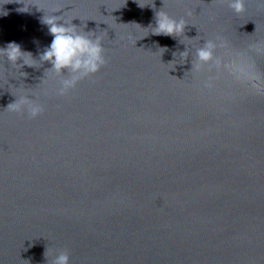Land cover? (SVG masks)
Listing matches in <instances>:
<instances>
[{
	"label": "water",
	"instance_id": "1",
	"mask_svg": "<svg viewBox=\"0 0 264 264\" xmlns=\"http://www.w3.org/2000/svg\"><path fill=\"white\" fill-rule=\"evenodd\" d=\"M244 4L0 0V48L32 55L0 53V264H264V0ZM160 11L185 34H153ZM54 14L107 61L63 97ZM217 36L222 66L193 67Z\"/></svg>",
	"mask_w": 264,
	"mask_h": 264
},
{
	"label": "clouds",
	"instance_id": "2",
	"mask_svg": "<svg viewBox=\"0 0 264 264\" xmlns=\"http://www.w3.org/2000/svg\"><path fill=\"white\" fill-rule=\"evenodd\" d=\"M221 2H227L228 6L236 13L245 11L244 0H221ZM187 14L189 16L192 15L191 12ZM43 23L48 26L49 33L53 39L51 44L41 54L40 60L52 65V68L48 71L62 76L54 91L57 96L63 97L74 90L80 81L91 78L101 71L107 64L104 55L105 48L100 36H96L93 39L91 38L92 33L77 31L78 28L73 24L66 26L61 21L60 16L54 14L44 17ZM187 26L184 18L177 20L170 17L166 12L160 11L157 14L156 27L153 34L177 37L185 34ZM216 39L219 43L208 40L196 50L193 67L199 69L205 65H215L219 69L222 66V60L215 53L218 47H226V43L220 36H217ZM0 53L13 66H17L18 61L22 60L24 65L32 67L28 59H26L27 57H32V55L22 51L21 47L16 43H10L6 48H0ZM186 54L187 51L183 53V55ZM65 70L68 72L67 76L64 75ZM203 86L206 88L214 87L212 79L209 78L205 81ZM9 107L16 112H23L26 107L29 117L33 119L38 118L44 111L43 106L35 104L29 97H24ZM47 254L48 251L46 256ZM51 264H70L68 252L66 250L59 251L58 255L51 261Z\"/></svg>",
	"mask_w": 264,
	"mask_h": 264
}]
</instances>
